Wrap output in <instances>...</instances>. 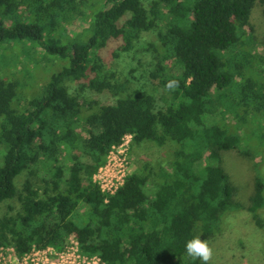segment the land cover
I'll use <instances>...</instances> for the list:
<instances>
[{
    "label": "trees",
    "instance_id": "trees-1",
    "mask_svg": "<svg viewBox=\"0 0 264 264\" xmlns=\"http://www.w3.org/2000/svg\"><path fill=\"white\" fill-rule=\"evenodd\" d=\"M262 5L0 0V248L62 249L74 234L106 264H201L187 241L216 245L227 219L246 211L228 238L231 258L248 252L243 264H261L264 41L254 13ZM77 20L80 30L67 29ZM112 42L114 59L133 53L143 65L138 55L150 56L147 77L164 95L138 85L137 67L122 75L106 65ZM128 133L133 147L170 146L169 159L145 161L106 201L93 177ZM249 151L260 164L242 201L227 155L253 162Z\"/></svg>",
    "mask_w": 264,
    "mask_h": 264
},
{
    "label": "rangeland",
    "instance_id": "rangeland-1",
    "mask_svg": "<svg viewBox=\"0 0 264 264\" xmlns=\"http://www.w3.org/2000/svg\"><path fill=\"white\" fill-rule=\"evenodd\" d=\"M263 7L264 6L262 5L261 7H258L255 10L254 22H255L257 34L264 41V17L262 15ZM81 27H82V21L77 20L74 26H70V28L67 27V29L78 31L81 29ZM146 39L155 40L156 37L147 35ZM116 47L117 44L115 42H112L107 48H105L102 51V56L105 60L106 65L115 70H118L119 72L122 73V75L129 74V72L133 67H137L138 71L136 72V75L139 76L140 78L142 77V75H145V77L138 82V85L145 87L146 89H148L149 92H152L157 96L164 95L165 91L162 88H158V90H156L157 87L155 86V84L149 80V77H147L149 74L148 69L151 66L149 65V62L151 61V60L149 61L150 56L147 57L142 54L138 55V57H142L143 65H140V61L137 60V55L136 54L134 55L133 53L132 55H130V57H127V55H123L120 58L114 59L111 53L114 49H116ZM26 49L27 46L25 47L24 51ZM132 57H135V59L133 60ZM86 94L89 95L91 94V92L88 91ZM164 102L165 101L163 100L162 103ZM249 152L253 162H251L249 159L239 157L237 154H236L237 156H235V153H230L227 155L228 158L227 166L229 167L228 169L231 172L235 182L240 186L239 197L241 198L242 201H247L248 196L251 193L253 178L254 175H256L255 166L253 167V165L258 166V164H260V159L255 158V154L252 153L251 151ZM130 153L132 159L131 171L134 172L142 169L145 164V161L147 162L150 161L152 164L155 165V167H158V164H160L162 161L169 159L170 146L159 147L154 142L148 144L143 143L141 145H135L134 147L132 146ZM238 159L241 160L239 161ZM261 163L262 164L264 163L262 159H261ZM6 206L8 208V203L6 204ZM79 213L84 214L85 210L80 209ZM245 214L247 215L246 211L236 212L231 216V218L227 219V228L225 229V235L220 237L221 239H219V242L216 245L211 244V247L214 250L213 260L214 262H216V264H243V261L244 262L250 261L254 257L251 254H248L247 252L246 258L242 260L235 259L236 261L239 260L238 262H235L234 259L231 258V256L235 253L232 247L228 246V238L231 235L230 232L233 230L237 222L246 218ZM0 259L4 262V259L1 256ZM260 263L264 264V261Z\"/></svg>",
    "mask_w": 264,
    "mask_h": 264
},
{
    "label": "built area",
    "instance_id": "built-area-1",
    "mask_svg": "<svg viewBox=\"0 0 264 264\" xmlns=\"http://www.w3.org/2000/svg\"><path fill=\"white\" fill-rule=\"evenodd\" d=\"M134 135L128 133L122 142L114 145L107 155L106 162L94 174V181L105 193L106 201L116 194L131 174V148ZM0 264H106L100 256L85 254L76 235H71L67 245L59 249L55 246L40 248L34 246L24 255H18L14 247H1ZM2 262V263H1Z\"/></svg>",
    "mask_w": 264,
    "mask_h": 264
},
{
    "label": "clouds",
    "instance_id": "clouds-1",
    "mask_svg": "<svg viewBox=\"0 0 264 264\" xmlns=\"http://www.w3.org/2000/svg\"><path fill=\"white\" fill-rule=\"evenodd\" d=\"M178 86L176 81H170L167 85L169 88ZM187 255L193 259L200 260L201 264H211L213 259L214 250L211 243L207 239H202L200 236H195L186 243Z\"/></svg>",
    "mask_w": 264,
    "mask_h": 264
}]
</instances>
